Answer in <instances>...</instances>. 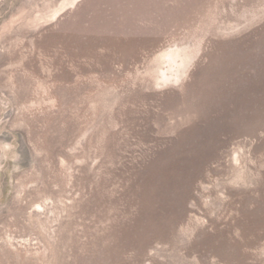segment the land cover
Listing matches in <instances>:
<instances>
[{"label":"rangeland","instance_id":"rangeland-1","mask_svg":"<svg viewBox=\"0 0 264 264\" xmlns=\"http://www.w3.org/2000/svg\"><path fill=\"white\" fill-rule=\"evenodd\" d=\"M0 264H264V0H0Z\"/></svg>","mask_w":264,"mask_h":264}]
</instances>
